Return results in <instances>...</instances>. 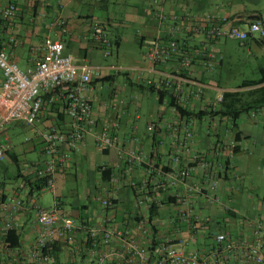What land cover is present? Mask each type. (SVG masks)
<instances>
[{"label": "crops", "instance_id": "0c3cea01", "mask_svg": "<svg viewBox=\"0 0 264 264\" xmlns=\"http://www.w3.org/2000/svg\"><path fill=\"white\" fill-rule=\"evenodd\" d=\"M11 3L15 4L16 11L13 17L6 19L3 9ZM164 11L166 18L160 21L153 0H0V49L5 50L21 69L37 65L45 51L44 40L49 37L62 40L65 51L73 55L77 64L101 67L103 78L94 79L93 90L89 91L97 119L96 130L108 128L118 138L117 145L101 150L94 135H87L84 144L72 152L64 170L56 174L55 188L50 189L54 203L52 207H45L40 204V194L47 188H32L25 176L34 184L37 169L43 167L48 158L43 151L42 133L52 125L64 131L70 127L64 107V89L44 93V106L33 124L13 121L2 129L0 142L8 141L10 147L0 161V200L17 198L22 207L9 217L10 214L2 215L15 223L17 236L13 237L14 245H10L9 251L3 249L0 236V264H34L31 251L40 231L37 204L48 209L56 206L60 214L71 216L77 224L73 238L63 233L51 241L55 257L52 264H127L131 239L148 250L153 260L159 255L160 244L171 239L187 254L199 252L209 264H255L247 255V249L255 240L254 223L264 221V195L254 191L264 185V175L263 182L256 185L250 169L253 155L264 156V132L253 131L250 127L264 119V105L244 112L252 113L248 117L242 118L241 114L234 120L216 112L220 104L215 106V102L221 91L249 90L264 85L262 82L244 86L247 81L264 76V41L257 35L243 43L223 36L212 40L180 29L177 31L180 48L166 62L152 65L147 51L157 40L166 41L168 27L180 24L188 13H192L196 22L208 25L219 22L221 17H228L242 28H247L253 20L264 22V0H165ZM205 14L213 17L206 20ZM128 31L139 45L133 52L122 50L131 38ZM99 35L111 41V54H105ZM237 47L245 48L243 59H234ZM199 48L211 49L222 57L206 63L196 53ZM143 49L146 51L142 52ZM184 50L195 51L188 68L181 66ZM119 67L132 69L125 71ZM167 72L181 73L207 85L200 96L185 94L183 106L189 111L202 112V115L191 116L195 139L188 149L169 136L167 123L185 122L188 117L180 116L167 98L159 102L161 109L151 114L145 124L141 121L140 104L132 109L134 101L140 99L137 90L150 89L153 84L158 86ZM248 72L254 75L246 76ZM3 79L0 69V85ZM6 104L0 97V112ZM153 120L157 122L156 130L150 132L148 124ZM15 124L28 125L35 130L42 146L34 158L21 160L19 143L12 139L13 132L9 131ZM135 136L148 158L155 160L165 172L173 168L176 149L185 159L199 152L222 164L217 176L218 201L211 203L204 195L194 194L190 203L184 202L183 185H170L165 173L161 180L167 188L151 191L156 175H151L146 185L145 167L134 165L127 171L119 154L121 146L135 144ZM180 137L183 138L182 133ZM32 147L37 148L33 144L26 146V150ZM244 152L248 155H243ZM100 155L106 156L102 163L98 161ZM70 174L93 184L96 195L91 203L85 201L92 194L89 187L85 195L77 193L76 199L66 196L65 190H70ZM8 177L19 178L21 182L7 190ZM188 182L209 189L203 169L198 168ZM144 193H148L149 199L138 203ZM103 198H110L112 206L105 208L101 203ZM187 211L191 212V217L183 215ZM94 228L98 234L91 238ZM106 229L114 231L109 241L103 239ZM220 232L235 245L232 250L225 249L224 244L216 240ZM262 236L264 239V230ZM262 250L264 253V247ZM102 257L105 259L100 262Z\"/></svg>", "mask_w": 264, "mask_h": 264}, {"label": "built area", "instance_id": "2783aa9c", "mask_svg": "<svg viewBox=\"0 0 264 264\" xmlns=\"http://www.w3.org/2000/svg\"><path fill=\"white\" fill-rule=\"evenodd\" d=\"M165 0H153V6L156 15L160 21L166 18L164 11ZM16 11L15 4L11 3L3 9V16L6 19L13 17ZM212 14H205L206 20L211 19ZM224 24H228L224 27ZM186 29L195 35H204L208 39H217L221 36L245 42L250 36L257 35L264 41V22L253 20L249 22L247 28H242L239 24L230 21L228 17H221L219 22L208 25L203 22H196L192 13H188L180 24H173L168 27V39L166 41L157 40L147 51V56L152 65L166 62L174 56L179 48L180 41L177 31ZM101 46L104 47L106 55L111 54V42L108 38L99 35ZM44 53L34 68L23 70L3 49H0V69L3 71L4 79L0 85V97H3L7 104L5 109L0 112V132L13 121H22L26 124H33L39 117L45 103L44 93L56 92L63 88L64 107L70 118V127L68 130H60L52 125L42 133L43 151L48 155L43 167L37 169L38 178L43 179L45 185L43 188H55V176L63 171L67 160L72 152L79 149L86 141L87 135H94L97 145L101 150H106L118 144V138L112 134L110 129L104 128L101 131L96 130L97 119L93 112L89 91L93 90L92 81L102 79L103 73L100 66L93 64H77L71 53L65 51V45L62 40L46 38L44 40ZM195 51L184 50L181 57V66L188 68L191 66ZM197 55L202 56L206 63L216 59H221V55L208 48H199ZM125 71H130V67H119ZM163 86L170 90L174 95L175 103L183 106L186 100L185 94L200 96L203 94L205 83L192 79L181 73L167 72L163 74L158 86ZM223 99V91L216 96L215 106H218ZM175 109V106H172ZM176 111V109H175ZM185 122L167 123L169 136L183 148L194 142V120L187 116ZM157 122L155 120L148 124V130L154 132ZM183 134V138L180 137ZM138 136H135V144L129 147H120V157L125 161L129 168L134 165L144 166L147 173L145 179L146 185L150 181L151 175L155 174L157 180L151 186V191H160L166 189L162 174L165 173L170 185L182 184V199L190 203V198L194 194H201L206 199L215 203L218 201L216 193L218 187V173L222 164L207 159L199 152H194L189 158H183L180 151L173 154V168L169 171L158 165V163L148 158L144 150L137 144ZM10 143L8 141L0 142V161L7 155ZM188 149V148H187ZM203 169V177L209 184V189L205 190L200 184H190L189 177L198 169ZM114 177L113 179H115ZM134 184V182H132ZM149 199L148 193H144L137 201L142 203ZM105 208L112 206L110 198L101 200ZM22 202L20 199L9 197L0 200V236L4 250H10L11 246L7 240L8 234L16 225L2 215L11 216L13 212L20 210ZM37 208V222L40 231L32 247L31 259L34 264H52L55 260L51 241L63 233H67L73 238L77 229V224L71 216L60 214L58 208L48 209L40 205ZM184 216L191 217V212H184ZM255 240L248 247L247 255L255 264H264V239L262 232L264 230V221L257 220L255 223ZM98 234L97 228H94L90 235L95 238ZM114 235L112 229H106L103 239L109 241ZM216 240L224 244V248L232 250L235 245L231 243L224 232L216 234ZM134 239L130 241L131 250L127 254V264H209L208 259L199 252L191 254L185 253L178 248L171 239H166L160 244L159 255L153 260L151 253L138 246ZM126 256V255H125ZM105 257L100 259L102 262Z\"/></svg>", "mask_w": 264, "mask_h": 264}, {"label": "rangeland", "instance_id": "374dc122", "mask_svg": "<svg viewBox=\"0 0 264 264\" xmlns=\"http://www.w3.org/2000/svg\"><path fill=\"white\" fill-rule=\"evenodd\" d=\"M260 2V1H259ZM128 34L131 37V31H128ZM139 45L136 43L134 38H130L128 42H126L123 45L122 50L130 51L133 52L138 48ZM145 52L146 49H143ZM236 51V56L234 57L235 60L243 59L244 58V52L245 48L243 47H237L235 49ZM127 52V51H126ZM236 75V74H235ZM246 76H253L254 74L252 72H248L245 74ZM234 76V72L232 74ZM234 78V77H233ZM235 82L233 83V85ZM138 95L140 96V99L135 100L132 106V109L134 110V105H137V103L140 104V114H141V121L142 123H146V121L149 119L151 114H157L158 110L161 109L162 104L159 103L158 98H157V93L154 91H151L150 89H141L139 88L137 90ZM252 113H243L242 118L248 117V115H251ZM264 118V116H262ZM251 130L253 131H261L264 132V119H262L260 122H258V125H253V127H250ZM10 132L12 133V139L17 141L19 143V155L21 160L27 161L29 159L34 158L39 154V150L42 146V143L40 142V139L36 136L35 130H33L31 127L28 125H19L15 124L14 126L9 128ZM16 133H15V132ZM36 144V149L30 148L29 150H26V146L30 147L31 145ZM243 155H248L247 152H244ZM103 159H106L105 155H100L98 158L99 163L103 162ZM264 156L259 154L253 155V158L251 159V173H253V180L254 184H261L263 182V175H264ZM254 171V172H253ZM237 173L233 174L236 175ZM256 174V175H255ZM258 177V178H256ZM262 180V181H261ZM21 180L19 178H14V177H8L7 178V183H6V189L7 190H12L13 186L17 185L20 183ZM77 183V184H76ZM264 186V185H263ZM262 185L260 188H257L254 190L256 193L259 195L263 196L264 195V187ZM73 187V188H72ZM87 187L91 190L90 193L91 196L89 199L85 198L86 203H91V198L95 197V188L93 184L89 185L87 184L84 180L80 178H75V175H69V181H68V188L70 189L65 190L67 191V197L70 199H76L77 193L84 194L87 191ZM54 201V196L52 192L50 191V188H47L44 193L40 194V204L45 206V207H52Z\"/></svg>", "mask_w": 264, "mask_h": 264}, {"label": "trees", "instance_id": "16d2710c", "mask_svg": "<svg viewBox=\"0 0 264 264\" xmlns=\"http://www.w3.org/2000/svg\"><path fill=\"white\" fill-rule=\"evenodd\" d=\"M111 42V41H110ZM112 45V43H111ZM111 47V46H110ZM104 48V47H103ZM264 82V76L257 80H249L244 83V86L257 85ZM150 89L157 92L159 102H162L165 98L169 100L170 106H175L177 113L180 116H198L202 115V112L189 111L182 105L176 104L174 95L170 90L166 89L163 86H155L154 84L150 86ZM264 105V85L251 88L249 90H226L223 92V99L220 103L219 110L216 112H222L227 114L234 120L240 117L244 112H249L250 109H256ZM25 179L29 181V184L32 188L37 190L41 189L45 182L43 179L37 177L34 180V184L30 182V177L25 176ZM5 194L2 195L4 198ZM17 236L15 229L11 230L8 234L7 240L10 241V245H14L13 237ZM51 245V243H50ZM52 247V245H51ZM53 249V248H52ZM18 264V263H11Z\"/></svg>", "mask_w": 264, "mask_h": 264}]
</instances>
